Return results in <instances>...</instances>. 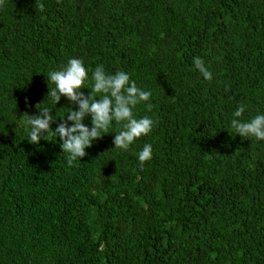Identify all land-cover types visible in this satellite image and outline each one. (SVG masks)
<instances>
[{
    "label": "trees",
    "instance_id": "1",
    "mask_svg": "<svg viewBox=\"0 0 264 264\" xmlns=\"http://www.w3.org/2000/svg\"><path fill=\"white\" fill-rule=\"evenodd\" d=\"M38 2L0 8V264H264V141L230 125L264 114V0ZM69 58L151 91V133L117 150L113 122L74 167L56 134L29 143L37 104L53 131L78 111L47 100Z\"/></svg>",
    "mask_w": 264,
    "mask_h": 264
},
{
    "label": "clouds",
    "instance_id": "2",
    "mask_svg": "<svg viewBox=\"0 0 264 264\" xmlns=\"http://www.w3.org/2000/svg\"><path fill=\"white\" fill-rule=\"evenodd\" d=\"M4 5L5 0H0V8ZM35 9L43 12L44 5L36 0ZM193 64L205 80L213 79L212 72L202 58L195 57ZM47 78L49 85H54L49 87L47 100L50 99L58 104L62 96L66 97L70 103L78 106V111L68 109L66 119L53 131L51 125L55 122V118L52 110L42 107L43 104H37L39 115L30 116L25 113L28 117L27 123L31 126L28 141L37 145L41 140H47L48 134H56L62 141L60 147L66 154L69 167L77 166L75 162L81 161L87 155L86 149L92 147L93 141L102 138L101 133H107L113 122L121 126V130L114 136V149L123 151H127L138 138L149 135L156 123L148 116L136 118L133 109L142 102H147L148 111L152 110L153 105L149 102L152 92L138 87L135 81L130 82V76L123 71L108 74L103 65H98L92 72L90 87H86L88 71L84 61L79 58H69L59 70L49 71ZM84 88L90 89L91 94L85 95L82 91ZM245 110V106L241 104L233 112L231 128L242 138L254 137L258 141H264V114L244 120ZM89 116L91 128L84 124L85 118ZM69 121L72 122L71 126ZM152 153L150 144H145L138 153L141 170L145 163L152 159Z\"/></svg>",
    "mask_w": 264,
    "mask_h": 264
}]
</instances>
